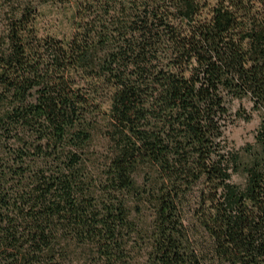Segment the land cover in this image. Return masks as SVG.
Masks as SVG:
<instances>
[{"label": "trees", "instance_id": "trees-1", "mask_svg": "<svg viewBox=\"0 0 264 264\" xmlns=\"http://www.w3.org/2000/svg\"><path fill=\"white\" fill-rule=\"evenodd\" d=\"M54 1L0 33V264H264V0H82L69 39L41 37Z\"/></svg>", "mask_w": 264, "mask_h": 264}, {"label": "rangeland", "instance_id": "rangeland-1", "mask_svg": "<svg viewBox=\"0 0 264 264\" xmlns=\"http://www.w3.org/2000/svg\"><path fill=\"white\" fill-rule=\"evenodd\" d=\"M28 0H5L0 8V33L5 29V22L11 12L18 8V3ZM82 0H56L54 2L41 3L37 6L35 19L37 33L41 37L54 36L58 39H69L75 31L76 13L78 5ZM108 105H105L107 107ZM230 111L233 122L226 129L228 146L237 153L240 163L246 164L251 158L250 152L257 149L255 135L260 126L262 115L252 108L248 98L233 100L230 102ZM103 140L96 138V151L102 152ZM245 174L240 170L232 173L231 181L239 186L245 184ZM183 220L185 226L192 234L193 239L202 240L198 231L196 232V221L192 215V204L184 205Z\"/></svg>", "mask_w": 264, "mask_h": 264}]
</instances>
